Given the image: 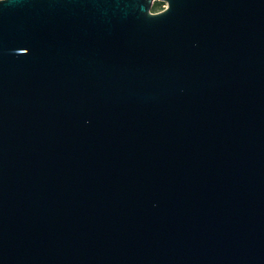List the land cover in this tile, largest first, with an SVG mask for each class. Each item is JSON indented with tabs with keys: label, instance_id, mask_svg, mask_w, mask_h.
<instances>
[{
	"label": "water",
	"instance_id": "water-1",
	"mask_svg": "<svg viewBox=\"0 0 264 264\" xmlns=\"http://www.w3.org/2000/svg\"><path fill=\"white\" fill-rule=\"evenodd\" d=\"M0 264H264V0H0Z\"/></svg>",
	"mask_w": 264,
	"mask_h": 264
},
{
	"label": "trees",
	"instance_id": "trees-1",
	"mask_svg": "<svg viewBox=\"0 0 264 264\" xmlns=\"http://www.w3.org/2000/svg\"><path fill=\"white\" fill-rule=\"evenodd\" d=\"M164 5V2L161 1H155L152 5V11L153 12H158L160 10H162V6Z\"/></svg>",
	"mask_w": 264,
	"mask_h": 264
},
{
	"label": "rangeland",
	"instance_id": "rangeland-1",
	"mask_svg": "<svg viewBox=\"0 0 264 264\" xmlns=\"http://www.w3.org/2000/svg\"><path fill=\"white\" fill-rule=\"evenodd\" d=\"M165 5H166V3H164V5L162 6L163 9H164Z\"/></svg>",
	"mask_w": 264,
	"mask_h": 264
}]
</instances>
